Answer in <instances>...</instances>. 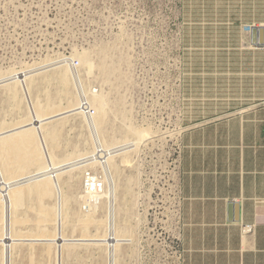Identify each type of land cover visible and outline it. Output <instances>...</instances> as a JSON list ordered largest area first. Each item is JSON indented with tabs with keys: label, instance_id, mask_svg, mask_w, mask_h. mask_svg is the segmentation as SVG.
<instances>
[{
	"label": "rangeland",
	"instance_id": "374dc122",
	"mask_svg": "<svg viewBox=\"0 0 264 264\" xmlns=\"http://www.w3.org/2000/svg\"><path fill=\"white\" fill-rule=\"evenodd\" d=\"M183 3V0H0V129L25 120L29 103L53 101L58 106H68L67 100L59 96L62 86L56 73L68 69L63 64L71 61L73 69H81L82 81L79 82L85 89L94 93L103 91L100 97L88 94L92 104L108 99L113 105L112 111L105 113L108 112L109 123L117 138H122L124 128L128 127L133 133L153 130L157 135L153 141L140 145L138 151L135 149L133 154L122 156L130 158L133 166L123 167L125 170L118 178L121 187L128 186V191L121 196L122 204L128 210V222L120 230L130 235L134 242L132 247H123L122 264H131V261L141 264L148 253L155 222L159 221L165 208L178 202L180 171L177 149L184 127L175 105V93L180 76V12ZM85 54L95 65L88 72L79 58ZM105 56L116 69L108 78L99 66ZM31 69L34 70L32 81L39 88L31 87V94L27 97L18 82L12 91L8 85L12 73ZM73 89L78 94L75 79ZM61 127L59 158L70 157L78 149L88 154L94 149L90 142H85L92 133L81 115L64 118ZM85 168L83 165L82 169L62 176L64 193L71 197L66 206L68 214L93 213L98 207L89 212L83 208ZM127 176H130L129 183H126ZM101 181L100 202L104 190ZM81 195L82 201L79 200ZM47 202L54 205L53 199ZM31 203L30 209H25V204L18 209L29 221L26 223L17 218L21 221L15 224V232L28 236L43 233V229L54 231L51 224L38 226L41 210L35 199ZM109 208L103 205L95 213L96 219H106L101 232L107 233ZM114 208L119 206L114 204ZM82 231L81 222L71 218L66 233L79 237ZM88 232L97 233L98 230L91 227ZM47 246L30 241L18 244L13 250V264H57L59 254L53 253L55 245L51 247L53 255L50 257L49 252L47 257L42 252ZM76 246L70 256L65 251L60 264H108L104 247ZM32 249L35 250L33 257ZM5 260L0 245V264Z\"/></svg>",
	"mask_w": 264,
	"mask_h": 264
},
{
	"label": "crops",
	"instance_id": "0c3cea01",
	"mask_svg": "<svg viewBox=\"0 0 264 264\" xmlns=\"http://www.w3.org/2000/svg\"><path fill=\"white\" fill-rule=\"evenodd\" d=\"M183 2L175 93L184 127L181 264H264V45L244 30L264 24V0ZM2 218L0 209L6 256L12 239ZM242 224L256 225L251 238Z\"/></svg>",
	"mask_w": 264,
	"mask_h": 264
},
{
	"label": "bare ground",
	"instance_id": "6f19581e",
	"mask_svg": "<svg viewBox=\"0 0 264 264\" xmlns=\"http://www.w3.org/2000/svg\"><path fill=\"white\" fill-rule=\"evenodd\" d=\"M79 58L82 61V66L84 68L86 67L87 72L95 66L90 60L89 55L85 54L79 56ZM63 65L67 66L68 69L59 70L56 73V78L62 86L61 95L59 96H62L67 100L68 106L61 107L53 101H47L45 104H41L39 102L32 104L29 103L30 110L25 120L20 122L18 121L15 125L12 123L11 126H4L0 129V209L3 215L1 220L2 225L6 228V233L12 239L11 244H5L6 256H4L6 257V261L4 263H13V250L17 243L30 241L29 239L32 238L27 235L17 234L14 227L16 223L18 224V221H21L16 218L17 212L19 211L18 209L24 204L26 205L25 209L28 207L30 209V205L32 206L31 202L35 199L37 205L39 204V209L41 210V213L38 216L39 220L37 219L38 226L40 227L42 224H51L54 226L53 228L55 230L50 231L43 229V233L30 235L34 237V239L31 240V243L41 242L47 244L49 247V257L53 255L50 251H52V245H55L53 248L56 250L55 252L53 251V253L55 255L59 254L57 264L61 263L60 260L62 256L64 257L65 251L66 254L70 256L75 247H77V244H81L85 248L90 245L103 248L106 245V232L100 231V229L106 225V219L95 218V213H97L98 209L103 205H108L110 207L109 212L113 213V217H115L114 230L118 241L114 252L115 264H122V249L123 247H127V245H124L121 241L127 239L130 243H134L130 235L125 233L123 234L120 230L121 227L124 226V223L128 222L126 219L128 210L123 206V202L121 200V196L124 194V191H128V186L121 187L122 185H119L118 178L120 177L121 172L125 170L123 167L131 168L133 166V161H131L130 158H122V156L129 153L133 154L135 149H137V151L139 150L140 145L142 146L150 140L153 141L157 135L153 130H149V133L145 130L141 131L140 134L133 133L128 127L127 129L124 128V136L120 139L117 138L114 134L113 127H111V123H109L111 122V119L107 114L108 112L105 113L108 110L111 112V109L113 108V105L108 99H104L105 102L103 103H95V105L92 104L91 98L88 99L91 107L96 111V114L93 117H89L87 114L80 112V95L85 94L88 97V94H92V96L100 97L103 91L102 89L97 93L92 92V90L88 91L84 88V84H80L79 82L80 80L82 81L81 69H73L71 61H68L67 64ZM99 66L102 74L107 78L110 77V74L116 70L115 65L108 60L107 56L102 58ZM32 69L23 71L24 73H12L10 77L11 82L8 84L12 91L17 88L18 82L23 86L27 97H29V93L31 94V87L39 88L38 84L32 81L34 72ZM50 77L52 79V76ZM73 79L76 81L78 94H75L74 92ZM46 80L47 79H45V81ZM94 91H97V89ZM15 96L16 94L14 95V98ZM14 98L13 100H15ZM16 100L18 101V99ZM74 114L81 115L87 123V126L92 133V137L85 142L86 144L90 142L91 147H94L93 145H95L98 140L107 146L126 145L120 154L113 157L110 161V173H107V177L103 179L104 190L101 200L102 204L97 207V205H94L91 202V195L87 193V191L86 194H83V202L87 207L86 211L89 212L93 209V207H97L93 213L88 214L82 211L80 213L72 212L71 214L66 212V206L71 200V197L64 193L65 191L63 189L62 180L63 174H70L73 170L83 168L84 164L79 160L80 156L82 159V155L86 152L84 151L86 148L83 150L84 153L78 149L70 157L66 156L59 158L57 155V151L60 150V140L63 132L61 123L64 118ZM136 141L138 142L137 146ZM85 154H88V152ZM117 159H119L120 163L117 162ZM50 170H55V175H52ZM129 177L130 176H127L126 183H129ZM79 198V200L82 201V195ZM49 199L54 200V205H48L47 200ZM97 200H100L99 197ZM117 201L118 204H116ZM114 204L115 207L119 206V208H114ZM74 217L81 222V225L84 228V232L82 231L83 234L79 237H74L76 235H73L72 237L66 233V227L71 224V218ZM23 220V222L29 221L27 217L23 218ZM91 227H96L98 232H88V229ZM17 235L21 237L18 238L16 237ZM132 245L130 246L132 247ZM9 248L11 251L10 253H8ZM104 250L105 253L108 254V250L106 248ZM42 251L43 254L46 253V248Z\"/></svg>",
	"mask_w": 264,
	"mask_h": 264
},
{
	"label": "built area",
	"instance_id": "2783aa9c",
	"mask_svg": "<svg viewBox=\"0 0 264 264\" xmlns=\"http://www.w3.org/2000/svg\"><path fill=\"white\" fill-rule=\"evenodd\" d=\"M261 27H264V24L244 25V30L252 36L253 29ZM256 43L258 44V42ZM79 104L80 112L87 114L89 117H93L96 114L95 109L91 107L88 97L85 94L80 95ZM125 146L126 145L107 146L98 140L94 149L81 159L86 167L84 171V187L87 193L91 195V202L94 205L99 206L101 204L100 200H97L102 191L101 180L107 177V173H110L111 159L119 155ZM181 153L182 146L179 144L177 149L178 160ZM94 166L99 167V169ZM50 171L52 175H55V170ZM180 200L179 195L178 202L176 201L175 203H171L168 208H165L161 218H159V221L155 222V230L153 231V236L150 239L151 244L148 247V253H146L145 259L142 260L141 264L182 263L184 250L181 246L180 238ZM83 208L84 210H87L86 204ZM114 224L115 217H113V213L110 212L108 216L107 233L105 236L106 245L104 246L108 250V264H115L114 252L118 241L115 235ZM255 226V224H242V234L245 239H249L254 235ZM121 243L127 246L132 245V243H130L127 239L122 240ZM131 264H134V262L131 261Z\"/></svg>",
	"mask_w": 264,
	"mask_h": 264
},
{
	"label": "water",
	"instance_id": "95a60500",
	"mask_svg": "<svg viewBox=\"0 0 264 264\" xmlns=\"http://www.w3.org/2000/svg\"><path fill=\"white\" fill-rule=\"evenodd\" d=\"M252 38L258 44H264V27L253 29Z\"/></svg>",
	"mask_w": 264,
	"mask_h": 264
}]
</instances>
